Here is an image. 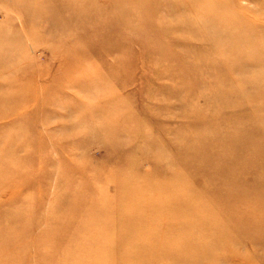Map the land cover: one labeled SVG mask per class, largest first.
<instances>
[{"label":"rangeland","instance_id":"obj_1","mask_svg":"<svg viewBox=\"0 0 264 264\" xmlns=\"http://www.w3.org/2000/svg\"><path fill=\"white\" fill-rule=\"evenodd\" d=\"M218 1L0 0V264H264V0Z\"/></svg>","mask_w":264,"mask_h":264},{"label":"bare ground","instance_id":"obj_2","mask_svg":"<svg viewBox=\"0 0 264 264\" xmlns=\"http://www.w3.org/2000/svg\"><path fill=\"white\" fill-rule=\"evenodd\" d=\"M209 1H212V0H209ZM214 2H215V4H213L214 6V8H211V10H209V12L207 13V15H208V17H210V18H213L212 17V15H216L219 19L221 18V16H222V14H221V12H215V10H213V9H217L216 7H217V5L218 6H220L219 8H221V7H223L224 5H221L220 3H219V1L218 0H214ZM190 3V2H189ZM186 4L188 5V3L186 2ZM224 8V7H223ZM225 15V14H224ZM224 15L222 16V18L224 17ZM230 181L232 182V181H236L237 180V176H236V174L235 173H230ZM259 186H261V188H257L256 190H258V189H260V190H258V195H259V197L260 198H262L260 201H258L257 202V205H258V207H262L263 205H264V187H262V186H264V184H259ZM251 196H252V193H249V192H244L243 194H241V197L243 198V199H246V200H248L249 198H251ZM224 200H226L227 201V203L229 204V197H226ZM191 208V207H190ZM202 208V207H201ZM186 210L188 209V207L187 208H185ZM186 210H184V211H186ZM203 214V213H202ZM250 217H252V218H255L256 220H258V221H262V223L264 222V218L263 217H253V216H250ZM226 220H228V219H226ZM235 219L232 217V219H231V222L232 221H234ZM243 221V220H242ZM229 235V234H228ZM228 235H227V237H228ZM231 238L233 239L234 238V236H231ZM230 238V239H231ZM215 241H218V242H221V240H220V237L219 236H217V238H216V240ZM202 252H204V253H200V254H198V258H200L201 257V260H203V259H205V258H207V257H209V256H211V255H213L212 253H210V252H208V251H206V250H204V251H202ZM145 254V253H144ZM150 260H152V258H150ZM149 260V261H150Z\"/></svg>","mask_w":264,"mask_h":264}]
</instances>
